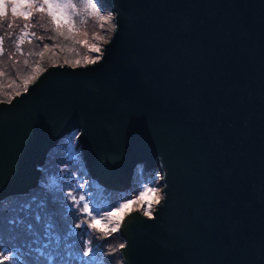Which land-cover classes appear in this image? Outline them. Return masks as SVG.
Wrapping results in <instances>:
<instances>
[{
  "label": "water",
  "instance_id": "water-1",
  "mask_svg": "<svg viewBox=\"0 0 264 264\" xmlns=\"http://www.w3.org/2000/svg\"><path fill=\"white\" fill-rule=\"evenodd\" d=\"M102 2L99 61L50 66L0 103V199L78 132L104 187L160 168L154 216L121 224L125 264H264V0Z\"/></svg>",
  "mask_w": 264,
  "mask_h": 264
},
{
  "label": "rangeland",
  "instance_id": "rangeland-1",
  "mask_svg": "<svg viewBox=\"0 0 264 264\" xmlns=\"http://www.w3.org/2000/svg\"><path fill=\"white\" fill-rule=\"evenodd\" d=\"M64 2L74 7L63 12L53 8L60 20L58 25L49 15L44 0H32L30 5L6 0L5 14L0 15V36L4 37V51L0 54V103L25 92L50 66H85L102 58L104 46L115 29L113 12L104 7L102 0H50L52 5ZM91 4L96 7L92 8ZM40 7L43 11H38ZM25 14H29L28 19ZM93 45L99 52L92 49ZM78 138L79 133L72 132L50 151L35 188L0 199V259L5 253L11 257L6 264H125L120 253L121 245L125 244L120 234L123 220L137 210L150 211L151 215L146 216H154L163 199L159 166H138L128 189L104 187L91 177ZM146 188L158 191L137 199ZM68 193L77 199L86 196L95 212L104 213L97 228L87 226L93 218L78 211ZM128 198L136 200L130 205L131 211L123 209L115 214L116 218L107 217L108 210ZM37 214L42 217L39 223L35 220ZM49 222L53 225L50 237L45 235V225ZM28 223L34 225L33 231L27 229ZM77 224L82 226L74 227ZM117 224V231L111 232Z\"/></svg>",
  "mask_w": 264,
  "mask_h": 264
},
{
  "label": "snow or ice",
  "instance_id": "snow-or-ice-1",
  "mask_svg": "<svg viewBox=\"0 0 264 264\" xmlns=\"http://www.w3.org/2000/svg\"><path fill=\"white\" fill-rule=\"evenodd\" d=\"M5 3L6 0H0V15H4L5 14ZM20 3L23 5H30L32 3V0H20ZM45 4H48L49 6V15L52 16L53 20L59 25L60 20L57 16V11H54L53 8L55 7V9L60 10L61 12H63L64 10H70L72 9L74 6L70 3V2H64V3H59L56 5H52L50 3V0H44ZM92 8H95L96 5L95 4H91L90 5ZM16 9L13 8V12H15ZM38 11H43V8L40 7L38 8ZM29 18V14H25V19ZM25 28H27V25H25ZM26 34V33H25ZM33 36H35V33L32 34ZM39 39H42V37H40ZM3 40L4 37L0 36V54L3 53L4 49L2 47L3 45ZM20 43H23V39H20ZM45 48H47V45H45ZM92 49L99 52V49L95 47V45L92 46ZM19 50V49H18ZM97 59H99V57H97ZM91 62H95V61H91ZM156 191H158V189L156 188H146L145 190L141 191L138 194L137 199L143 198L145 196V193H155ZM68 195L71 197V199L74 202V205L77 207L78 211L83 212L85 214H87L88 216L92 217V222L89 223L87 226L89 228H97L99 225V218L104 216V213H100V212H95V209L93 207H90V204L87 202L86 200V196L84 195H80L79 198L77 199L76 197L72 196L71 193H68ZM136 202V200H133L132 198H128L126 200L125 203L123 204H118V205H114L110 210L107 211L106 215L109 218H116L115 214L121 212V210L123 209H128L129 211H131L130 205L134 204ZM157 203H159L160 201L157 200ZM149 208H151V204L149 203L148 205ZM144 215H151L150 211H144ZM119 219H123V217H119ZM35 220L37 223H39L42 220V217L37 214V216L35 217ZM21 223H23V221H21ZM82 225L77 224L74 225V227H81ZM27 229L29 231H33L34 229V225L31 223H28L26 225ZM53 225L51 224V222L47 223L45 225V235L46 236H51V229H52ZM119 228V224H117L115 227L111 228V232H115L117 231V229ZM105 232L108 231L107 228L103 229ZM87 233H84L82 235H86ZM57 242H59V238L57 237ZM121 247H123V245H121ZM89 251H91V249H89ZM11 257H9L6 253L3 254V258L0 259V264H6V262L8 260H10Z\"/></svg>",
  "mask_w": 264,
  "mask_h": 264
}]
</instances>
